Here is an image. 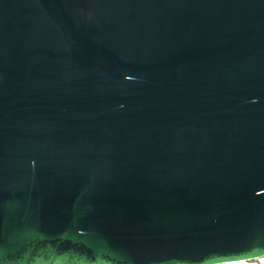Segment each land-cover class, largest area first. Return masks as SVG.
Segmentation results:
<instances>
[{"label":"water","instance_id":"1","mask_svg":"<svg viewBox=\"0 0 264 264\" xmlns=\"http://www.w3.org/2000/svg\"><path fill=\"white\" fill-rule=\"evenodd\" d=\"M264 256V0H0V264Z\"/></svg>","mask_w":264,"mask_h":264},{"label":"bare ground","instance_id":"2","mask_svg":"<svg viewBox=\"0 0 264 264\" xmlns=\"http://www.w3.org/2000/svg\"><path fill=\"white\" fill-rule=\"evenodd\" d=\"M219 264H264V256H259L248 260L240 259V260L219 263Z\"/></svg>","mask_w":264,"mask_h":264}]
</instances>
